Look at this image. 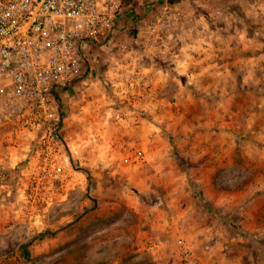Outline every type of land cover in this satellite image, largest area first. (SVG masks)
<instances>
[{
    "label": "rangeland",
    "instance_id": "rangeland-1",
    "mask_svg": "<svg viewBox=\"0 0 264 264\" xmlns=\"http://www.w3.org/2000/svg\"><path fill=\"white\" fill-rule=\"evenodd\" d=\"M180 11L182 23L170 39L169 58L143 54V47L131 36H122L130 53L100 49L90 76L93 86L72 87L65 98L58 92L64 104L65 122L58 141L59 163L64 169L59 179L44 184L46 195L36 186L43 159L37 141L10 137V129L0 127V264H218L220 260L224 264H264V203L254 200L255 188L243 194L241 184L264 180V158L242 157L244 122H235L233 127L240 128L231 132L233 128L227 124L231 120L225 114L230 105L224 103L227 94L219 90L221 84L215 91L194 89L198 79L188 80L187 73L178 75L171 60L188 54L198 61L206 53L224 48L229 52L250 50L244 38L264 36V0H217L203 7L181 4ZM260 45L264 52V44ZM147 59L166 69L164 85L154 83L160 76L165 79L164 73H154L149 96L140 105L133 104L136 97L114 93L112 84L125 81L134 67L130 62L139 66ZM194 60L190 62L192 71L199 73L203 63ZM174 77L182 82L180 87ZM192 99L197 111L183 110L181 102ZM106 101L119 106V117L137 119L120 121L109 107L100 111L91 107ZM157 114L163 119H156ZM94 115L99 119L107 115V122L96 121ZM173 115L185 116L178 136L171 124ZM140 118L145 122H139ZM260 123L252 126L256 132L263 125ZM153 125L163 126L162 132L146 139L145 131ZM188 128H194L192 136ZM144 147L170 150L174 162L184 167L185 187L172 191L169 184L157 185L154 161L152 169L132 172L130 179L125 171L129 165L147 164L141 162ZM226 147L233 149L236 167L242 169L204 173L216 179L208 187L195 183L203 172L196 173L191 164L205 159L214 163L219 157L210 152L203 155L204 148L215 153ZM186 149L196 151L188 156L182 153ZM170 162L173 160L164 163ZM75 182H81L80 192ZM260 190L259 195L264 188ZM179 191L180 197L175 199ZM61 216L67 218L61 220ZM20 223H31L40 231L19 243L20 231L15 230L23 229ZM43 223L48 225L43 227ZM36 239L35 249L29 248Z\"/></svg>",
    "mask_w": 264,
    "mask_h": 264
},
{
    "label": "built area",
    "instance_id": "built-area-1",
    "mask_svg": "<svg viewBox=\"0 0 264 264\" xmlns=\"http://www.w3.org/2000/svg\"><path fill=\"white\" fill-rule=\"evenodd\" d=\"M215 1L0 0V127L9 128L10 137L37 141L43 159L36 186L42 195L44 184L64 169L58 144L64 104L58 92L65 98L70 88L83 86L100 49L130 53L122 36L140 44L141 53L169 58L170 39L182 23L180 5ZM145 68L134 64L122 84H112L114 93L136 97L133 104L140 105L155 76Z\"/></svg>",
    "mask_w": 264,
    "mask_h": 264
},
{
    "label": "crops",
    "instance_id": "crops-1",
    "mask_svg": "<svg viewBox=\"0 0 264 264\" xmlns=\"http://www.w3.org/2000/svg\"><path fill=\"white\" fill-rule=\"evenodd\" d=\"M244 39H245L244 40L245 43L242 41V38L240 42L244 43L246 47L249 46L250 50L242 51V52H239V51L229 52L227 48H224L222 49V51H219L217 53H212V52L206 53V55H204L198 61H197V58H194V57L191 58L190 55L188 54H187V58H185L183 55L182 56L176 55L175 57L171 58L172 64H173L172 70L176 71L178 75H183L187 73L188 80L198 79V80H195L196 82H194L196 84L194 89H198L202 91H207V90L215 91V89H217L218 87L217 84H221L219 87V90H221L222 94L224 93L223 95H225V93L227 94V96L225 95L224 103L226 106L230 105V109L225 114H226V117L231 120L227 122L228 125L230 124V126L228 127L232 126L233 128L231 132L237 133L238 132L237 129L240 128V126L233 127L235 122L238 124L241 121L244 122L243 131L245 132L244 133L245 137L241 140V142L243 141V144L245 145V147L242 150V154H241L242 157L244 158L246 156L250 159H254L256 157L264 158V147H260V146H263L262 142L264 143V61H263L264 52L263 50H260L262 49L261 47H263L260 44H264V36H262V38H257V40L254 39L255 41L252 39H248V38H244ZM246 43H251L252 45H247ZM227 46L228 45H226V47ZM130 57L132 58V56ZM148 59L146 60L147 62L143 64V66L149 69L150 71H153L156 74L158 72L159 73L163 72L165 79L161 78L160 76V79L157 78L154 83L158 84L160 81L161 82L160 85L162 84L164 85L166 81V76H167V71H165L166 69L165 70L162 69L163 67H161V65H157V64L155 65V63L149 61ZM192 59L196 60V64L203 63L202 69H199V73L192 71L191 64H190V62H192ZM130 63L134 65L136 62L132 61ZM174 78L176 81L175 82L176 87L178 86L180 87V85H182V82L176 79L177 77H174ZM92 84L93 83L91 81V78L89 77L87 78V80H85L83 86L82 85L76 86V88L79 87L82 89V87H87L88 85H90L89 87H91L93 86ZM86 90L89 91L90 89L86 88ZM181 103H182L181 105L183 107V110H185V107H188L190 109V113H194L197 111L196 110L197 104L194 99L190 100L188 103H183V102ZM111 104H112L111 102L106 101V102H103L101 105L92 104L91 107L98 108V111L101 110V107L102 109H105V110H107V107H109V110L111 112L113 111L115 112L113 113V115L116 117H119L120 115H117V112H118L117 108L119 106L112 107ZM108 105H110L111 107ZM156 105H158V103H156ZM233 105H236L235 110L231 109ZM83 108H85V106ZM94 116H95L94 119L98 122H101L102 121L101 119L108 117L107 115L100 116V119H99L97 115H94ZM195 116H197V114L192 115V117L194 118ZM156 117H157L156 119H161V120L163 119L162 115L159 116L157 114ZM184 117L185 116L183 115H180L177 117L173 115L170 117L173 121L171 124L172 126L174 125L173 129L176 132L177 136L179 135L177 133H179V131L183 129L181 127L182 126L181 122H183L182 120L184 119ZM119 118H120V121L121 120L129 121V120H134L135 116L134 118H130L129 116L127 119L123 118L122 116ZM104 121L107 122V120L105 119ZM138 121L145 122V120L143 119L141 120V118ZM257 121L261 122L260 125L263 124L262 126L259 127L260 131L258 132H256L255 128H252L253 124H256ZM211 124H213V122ZM153 126L154 128H152L151 130L145 131L146 139L155 138L159 135L158 133L162 132L160 128H163V126L162 127H158L157 125H153ZM188 129L191 131V136H192L195 133L194 130H192L194 128H188ZM209 134L211 133H208V135ZM234 138L236 139L237 137L234 136ZM62 141L64 140L62 139ZM65 148L69 149L68 145H66ZM217 150L218 152L214 153L213 151H216V150H211V148H204L203 155H206L207 152H208L207 154H209L210 152L211 155H215V156L219 155V157H217L214 160L215 161L214 163L212 162L211 159L210 160L205 159L204 162H200V163L194 162L195 164H191V167L193 168V170L196 171V173L203 172L204 174L206 172L217 171V170L220 172L222 171L228 172L230 170L239 171L242 169L240 167H236V159L234 158L235 152L233 151L232 148H228V147L221 148V149L217 148ZM143 151H145L146 154L142 155L143 157L141 159V162L147 161V164L138 163V165H134V166L129 165L125 171L130 174L128 176L130 177V179L133 177V175L131 174L132 172H135L137 170L141 172L142 171L146 172L148 171L149 166L152 169L153 164L151 163V161H154L155 162L154 168H155L156 175H157L156 180L157 182H159L157 183V185L166 187L169 184L173 188L172 191H175L177 189L180 190L181 188L185 187L184 182H186L187 179L185 178L184 167L182 165H179L177 162H174V159L172 158V153L170 152V150H166V148H159V147H156L155 149H153L152 147H144ZM195 151L196 149L194 150L186 149L185 151L182 150V153H184V155L190 156V154L192 152L194 153ZM68 156L70 157L71 155H68ZM166 160L168 161L173 160V162H170L168 164L164 163ZM203 174H201L202 177H198L197 179L196 178L194 179L195 183H197L199 186L208 187L212 185L213 183L212 181L216 180V179L213 180V176L211 174L209 175H205V174L203 175ZM222 176L223 175H221V178ZM241 184L244 186V189H245L242 191L243 194L245 193L246 195L249 189L255 188L254 193L256 191L257 198H255L254 200L258 202L260 200L261 204L264 203V191H262L260 195L258 194V192L261 191L260 189L264 188L263 179H255L254 182H247V183H241ZM215 185L218 186L222 184L215 182ZM74 186L82 187L81 182H79V184L75 182ZM78 190L80 192V188ZM184 190L182 192L186 193V190L185 191ZM179 194H180V191L178 194L174 195L175 199L180 197ZM241 197H243V199L246 198V196H241ZM171 200L173 201V198ZM246 215H248L247 218L254 217L253 214L251 215L246 214ZM66 218L67 217L65 216L60 217L61 220H64ZM21 225L23 229L19 228L18 230H15L16 232L20 231V234L17 233L19 237V243H23L24 241L31 239V237L33 238L34 235L38 231H40V230H37L36 227L31 223H28V224L24 223ZM47 225L48 224L43 223V227ZM38 241L39 240L36 239L33 242V244L29 246V248L35 249L36 243ZM218 264H224V263L220 260ZM234 264H239V261H235Z\"/></svg>",
    "mask_w": 264,
    "mask_h": 264
},
{
    "label": "trees",
    "instance_id": "trees-1",
    "mask_svg": "<svg viewBox=\"0 0 264 264\" xmlns=\"http://www.w3.org/2000/svg\"><path fill=\"white\" fill-rule=\"evenodd\" d=\"M126 2H128V3H129V2H130V0H126Z\"/></svg>",
    "mask_w": 264,
    "mask_h": 264
}]
</instances>
